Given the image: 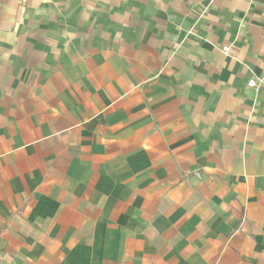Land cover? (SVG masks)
Segmentation results:
<instances>
[{
  "label": "crops",
  "instance_id": "0c3cea01",
  "mask_svg": "<svg viewBox=\"0 0 264 264\" xmlns=\"http://www.w3.org/2000/svg\"><path fill=\"white\" fill-rule=\"evenodd\" d=\"M0 264H264V0H0Z\"/></svg>",
  "mask_w": 264,
  "mask_h": 264
},
{
  "label": "built area",
  "instance_id": "2783aa9c",
  "mask_svg": "<svg viewBox=\"0 0 264 264\" xmlns=\"http://www.w3.org/2000/svg\"><path fill=\"white\" fill-rule=\"evenodd\" d=\"M221 51L224 53V54H227L229 52V47L225 46V47H222L221 48ZM262 84V81L260 79H250L248 82H247V87L249 88H257L259 87L260 85Z\"/></svg>",
  "mask_w": 264,
  "mask_h": 264
}]
</instances>
